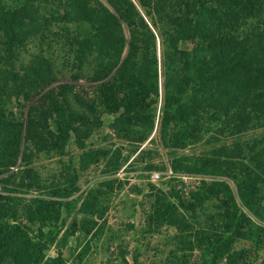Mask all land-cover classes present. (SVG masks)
Returning a JSON list of instances; mask_svg holds the SVG:
<instances>
[{"label": "rangeland", "instance_id": "rangeland-1", "mask_svg": "<svg viewBox=\"0 0 264 264\" xmlns=\"http://www.w3.org/2000/svg\"><path fill=\"white\" fill-rule=\"evenodd\" d=\"M255 1L241 4L264 8V0ZM0 2L15 8L24 0ZM130 2L151 29V0H142L146 7ZM199 2L192 6L202 11ZM42 5L41 17L48 22L34 21L41 32L32 33L13 60L0 61V76L7 77L11 90L17 87L10 73L21 83L20 78L48 76L50 70L56 80L43 92L65 87L62 92L75 109V116L61 117L62 128L71 131L62 133L59 149L29 143L24 161L0 171V200L10 209V222L45 244L40 264H264V115L251 114L253 102L236 105L231 85L210 102L206 88L181 82L186 75L180 63L195 50V41L180 43L165 66L157 37L155 72L145 76L140 67L152 59L150 45L144 51L139 46L136 60L147 96L137 97L136 108L128 112L120 98L121 107L111 111L100 94L114 71L101 79L99 69L110 62L112 51L95 45L83 57L80 43L93 35V26L72 21L57 4ZM130 21L139 22L138 17ZM80 73L83 80L76 83ZM7 89L0 86L2 109L24 124L40 95L27 101L24 94L4 93ZM180 91L186 93L190 117L177 121L176 104L169 101L171 95L179 99ZM49 127L57 139V126L49 120ZM251 186L256 189L244 203ZM168 206L173 224L165 221L166 214L160 220L164 213L157 211ZM223 236L229 237L226 250L217 242ZM212 243L218 248L209 261L205 253Z\"/></svg>", "mask_w": 264, "mask_h": 264}, {"label": "trees", "instance_id": "trees-1", "mask_svg": "<svg viewBox=\"0 0 264 264\" xmlns=\"http://www.w3.org/2000/svg\"><path fill=\"white\" fill-rule=\"evenodd\" d=\"M136 1H139L142 7L148 6L142 0ZM169 1L173 0H151L153 3L151 12L147 11V15L153 19L151 29L141 19L138 10L130 0H120V2L105 0L106 3L100 0H24L19 7H0V34L3 35L0 39L2 54H0V61L13 60L27 45V39L32 33L41 32V27L35 26L34 21L48 22L47 18L41 17V14L46 11L45 6L42 5L43 2L57 4L59 10L62 8L63 11H67L68 15H71L72 21L93 26V35L80 43L83 57L94 49L95 45L101 47L102 51L107 48L112 51L109 57L110 62L99 69L101 79L108 77L114 71V77L111 76V81L103 84L100 94L104 103L111 104V111L115 105L116 109L121 107L117 106V100L120 98L124 101L122 106L128 112L136 108L137 97L147 96L141 90L143 88L144 91H149L147 82L139 77L143 74L149 76L151 72H155L157 66L155 46L158 37L165 66L170 64L171 57H174V50L180 43L187 40L195 41V50L189 52L186 58L185 54L181 58H185V63H180V65L186 75L181 77L182 83L206 88L203 90L204 93L206 91L210 102L215 98L221 99V96L217 95L218 91H223L230 85L234 86L236 105L246 108V105L252 101L254 109L251 114H257V117L263 116L264 8L242 5L243 0H199V8L202 9L199 11L193 9L195 0H180L179 2L174 0V7H168ZM202 1L206 3L203 4ZM34 2H39V5L34 6ZM182 3H185L184 7ZM227 3L232 4L227 5ZM61 16V20L71 22L69 18ZM131 17H138L139 22L133 23L130 21ZM50 18L55 19L54 16ZM197 39H200L202 43L196 42ZM140 45H144L143 51L151 46L153 53L151 60L140 65L143 74L141 70H137L139 65L136 64V60L141 56ZM81 61L84 66L83 58ZM8 65L12 66V63ZM83 66L81 65L82 68ZM10 74L17 89H9L7 77L0 76V86L8 87L4 93H16L18 96L24 94V99L27 101H31L34 96H40L37 104H34L36 106H31L24 124L15 123L12 120L13 113L6 114L0 102L1 172L11 170L17 165L19 159L24 161L29 143L43 150L59 149L58 143L64 138L62 133H67L69 129L71 131V128H62L64 124L61 117L65 113L75 116V109L72 108L68 94L62 92L65 87L61 88L60 93L53 88L43 92L56 80L50 70L48 76L34 73L30 79L20 78L21 83L18 75ZM81 77V73L75 77L76 83L83 80ZM90 80L94 82L93 78ZM179 93L181 94L179 99H174L171 95L169 101L170 103L172 100V103L176 104L177 121L190 117L185 106L186 93L183 91ZM208 100L205 99V101ZM79 104L82 105L84 102H79ZM239 112L242 114L245 110L240 109ZM49 120L59 130L60 135L57 139L51 134ZM216 186L228 192V186L225 184L219 183ZM255 189V186H251L250 194L244 199V203H247ZM170 210L171 206H168L157 211L159 214L164 213L160 220L163 221V216L166 214L165 221L168 220V223L173 224L176 220L171 218ZM9 211L10 209L0 200V264H40L41 252L45 244L41 243L42 239L39 243L34 242L25 229L10 222V216L7 214ZM217 242L222 245L223 250H226L229 237L223 236ZM214 245L215 243H212L210 251L205 253V259L207 257L209 261L213 260L208 255L217 252L218 246Z\"/></svg>", "mask_w": 264, "mask_h": 264}]
</instances>
